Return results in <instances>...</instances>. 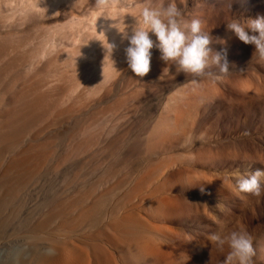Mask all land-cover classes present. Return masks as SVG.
<instances>
[{
	"label": "rangeland",
	"instance_id": "374dc122",
	"mask_svg": "<svg viewBox=\"0 0 264 264\" xmlns=\"http://www.w3.org/2000/svg\"><path fill=\"white\" fill-rule=\"evenodd\" d=\"M170 2L182 26L199 19L211 52L226 53L221 79L183 73L156 48L144 77L128 69L118 31L131 34L143 8ZM257 17L264 0H0V68L14 65L8 75H19L16 94L29 92V105L37 107L34 94L45 100L32 131H46L26 143L51 149L38 207L22 200L0 264H19L40 239L77 247L75 264H224L227 240L218 247L207 238L232 231L252 238L251 264H264V179L256 196L238 191L232 175L264 171V60L227 27ZM211 55L205 71L218 73ZM50 190L64 196L44 200ZM80 196L70 223L59 217L25 240L54 201ZM81 208L94 214L78 226Z\"/></svg>",
	"mask_w": 264,
	"mask_h": 264
},
{
	"label": "bare ground",
	"instance_id": "6f19581e",
	"mask_svg": "<svg viewBox=\"0 0 264 264\" xmlns=\"http://www.w3.org/2000/svg\"><path fill=\"white\" fill-rule=\"evenodd\" d=\"M53 1H55V0H53ZM18 38H19V36H18ZM21 46H23V45H21ZM25 47H27V46H25ZM18 50H20V49H18ZM6 54H8V53H6ZM4 56H6V55L3 54V57L0 56V62L2 61ZM1 66L3 67V65H1ZM6 66L9 67L8 65H6ZM13 66L14 65L11 66L12 69H13ZM7 67H5V69L3 68L2 70L0 68V246H3L6 243L5 241H7V239L9 237H11L8 235H12V234L8 233V229L11 228V222L16 218L15 212L17 211V209L20 208L22 210V208L25 207L22 200H24V199L27 200L29 197L33 198V201H32L33 203H30V207L32 208L33 211H34L33 208L38 207V205H36L37 204L36 201H38V199L40 198V193H38V191L36 189V184L40 183V182H42V180L44 181L46 179V175L48 173V171H46V170L48 168H47V165L45 164L46 163L45 153L48 151L50 153V150H51V149H47L46 146L37 147L38 143L36 145L28 143L29 141H33V139H35L37 136H39L38 135L39 133L41 134L42 131H44V132L46 131V129L42 130L41 127H39V129H41V130L40 131L38 130L39 131L38 133H35L34 131H32L33 129H35V127L38 124L40 125L41 120L43 119V117H45V111L42 110V109L46 108L42 105L45 100L42 99L41 94L40 95L34 94V96H36V98L34 96H32V97H34L33 100L36 99L38 102V103H36L37 104L36 106L38 107L37 108L33 105L34 104L33 102H32L33 103L32 105L31 104L29 105L28 101L30 99L27 101V98L29 96V92L26 93L25 91H23V92H18L16 94V90L19 88L20 85L18 86V88H16L14 83H15V81H17L16 78L19 77V75L18 74H15V75L9 74L8 75V73H10L9 71L11 68H7ZM12 69H11V71H12ZM66 81H67V79H66ZM27 90H29V89L27 88ZM46 101H48V99ZM43 127H44V125H43ZM47 131H48V128H47ZM26 140L28 141L27 143H26ZM34 149H35V151H32ZM16 150H18V152H16ZM42 152L44 154H42ZM5 155L6 156L11 155V156L6 157ZM51 155H53V153ZM49 175H51V174H49ZM262 177L264 179V176H262ZM42 185H43V183H42ZM64 191L65 190H63V191H61V190L60 191H53V190L46 191V192H48L47 193L48 195L45 196L44 200H46L47 197H52V196H55L57 194H59V195L61 194V196H64V193H62ZM64 198L66 199V197H64ZM80 199H82L81 196L78 199L69 201L68 203L65 202V203H63V205H61L62 203L61 204L59 203V202H61V201H59L60 199H57V201H54L53 204L55 206H53L52 208L55 207V209L51 208L52 211L49 210L50 212H48V213L46 212L47 213V216L45 215L46 218H42V221L39 223L37 222L36 223L37 225L35 227L32 226L33 227V228L31 227L32 230L29 231L30 233L28 235H26L25 236L26 239H25V237H24V239L25 240H29L28 238L40 239L41 236H39V233L42 231H45L46 229H47L46 231H48L49 227L52 228L51 225H53V223L59 217H61V219L62 218L65 219L66 221L64 223H66L68 221L67 220L68 215L70 216V213L72 214V211L75 209V207L77 205L79 206V204H77V203L80 201ZM19 202H21V203H19ZM64 204H66V205H64ZM77 210H78V212H76V216H75L76 218L74 219V221H75V224H78V226H79V224H81L80 223L81 221H85V216H86V220H87V216H91L92 214H94L93 213L94 210L90 209V208L87 210H83V208H81L80 210L79 209H77ZM17 213H18V211H17ZM17 216H18V214H17ZM69 220H72V219L69 218ZM125 221H127V220H125ZM15 222H17V221H15ZM32 224H33V222H32ZM60 224H62V221ZM71 229H73V228H71ZM52 230L53 229H51V231ZM68 232H70V231H68ZM11 233H12V231H11ZM33 233H35L34 234L35 236L33 235ZM36 235H38V236H36ZM123 235H125V234H123ZM40 240H39V242H34L33 240H31L34 244L32 245L31 250H30V255H29L30 257H26V255L28 256L29 253L23 254L24 257H26V258H24L22 255L21 259L19 258V262H18L19 264H57L61 261H64L63 264H75L77 262V261L75 262V260L78 259L77 258L78 256L76 257L77 252L73 251L74 246H68L67 248L65 246H63L66 248V249L65 248L63 249V248H60L59 247L60 245L58 244V246L56 245L57 247L55 246L56 248H54V246H53V248L55 249V254L54 255H48L45 253V249L48 246L51 247L53 244L51 246L48 245L49 242L47 243V241H44L47 239H44L43 243H41ZM58 240L53 241V243L57 242ZM62 244H64V243L62 242ZM59 248L62 250H60ZM74 248H77V247H74ZM255 248H256V250L260 251L262 249L261 243L258 241L255 242ZM77 251L79 253V250H77ZM94 258H96V257H94ZM26 259H28V260H26Z\"/></svg>",
	"mask_w": 264,
	"mask_h": 264
},
{
	"label": "clouds",
	"instance_id": "9594fccd",
	"mask_svg": "<svg viewBox=\"0 0 264 264\" xmlns=\"http://www.w3.org/2000/svg\"><path fill=\"white\" fill-rule=\"evenodd\" d=\"M180 17L181 13L174 2H170L162 11L145 7L140 13L139 21L132 28L131 34L125 29L118 31L121 38L127 40V47L124 48L125 60L128 69L136 77H144L149 72L153 48L159 50L162 61L174 62L183 73L194 76L207 75L213 80H218L229 72L226 53L222 56L220 52L213 53L209 49L210 36L202 30V22L199 19H192L182 26ZM227 27L241 42L246 45L252 44L255 53L264 60V17L249 19L243 25L234 20L228 23ZM149 33L152 35L150 36ZM153 36L155 39H152ZM107 44L111 49V56L114 45L108 41ZM104 50L106 54L108 50ZM210 54H212L211 63L217 66L218 73L205 71L209 66ZM241 135L247 136L249 133L245 131ZM232 175L236 177L238 191L256 196L260 194V178L264 176V171L257 169L247 175L240 173ZM207 239L218 247L227 240L230 251L225 257L224 264H251L254 250L252 238L246 232L232 231L223 238L217 232L210 234ZM45 253L54 255L55 249L47 247Z\"/></svg>",
	"mask_w": 264,
	"mask_h": 264
}]
</instances>
